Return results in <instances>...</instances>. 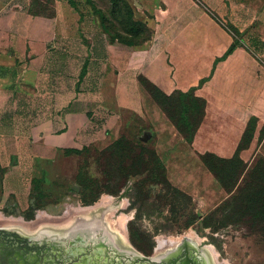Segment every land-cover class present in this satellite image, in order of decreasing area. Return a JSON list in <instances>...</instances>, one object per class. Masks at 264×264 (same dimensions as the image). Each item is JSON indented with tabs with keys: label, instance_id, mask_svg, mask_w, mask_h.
Masks as SVG:
<instances>
[{
	"label": "crops",
	"instance_id": "obj_1",
	"mask_svg": "<svg viewBox=\"0 0 264 264\" xmlns=\"http://www.w3.org/2000/svg\"><path fill=\"white\" fill-rule=\"evenodd\" d=\"M75 1L0 0L1 198L29 209L70 157L107 150L135 117L154 133L169 183L198 197L192 185L214 179L218 208L228 193L143 80L167 96L204 100L202 133L221 125L230 133L223 142L231 134L241 140L252 118L258 124L264 115V66L255 49L229 53L234 39L212 17H227L228 0H122L150 30L136 45L112 40ZM249 5L243 26L264 45V2ZM224 146L208 151L229 155Z\"/></svg>",
	"mask_w": 264,
	"mask_h": 264
},
{
	"label": "rangeland",
	"instance_id": "obj_2",
	"mask_svg": "<svg viewBox=\"0 0 264 264\" xmlns=\"http://www.w3.org/2000/svg\"><path fill=\"white\" fill-rule=\"evenodd\" d=\"M247 1L228 0L226 10H229L224 19L215 13L211 15L231 34L233 45L255 49L264 66V45L243 26L247 18L244 11L254 0ZM75 3L113 39L141 43L150 36L146 25L132 21L122 0ZM156 97L166 115L195 144L207 168L228 193L227 196L223 191L226 200L218 208L213 209L210 198L214 179L205 188L198 187L199 183L192 185V192L198 197L186 196L169 183L163 163L156 155L154 133L146 123L132 117L122 140L111 149L103 152L86 149L70 157L62 176L34 195L29 209L1 198L0 173V227L32 232L71 215L77 217L87 209L97 213L106 207L115 228L117 221L124 217L129 220L125 232L130 233L135 249L145 255L161 253L190 238L212 248L218 264H264V115L258 124L252 118L241 140L231 134L232 139L223 142L225 134H230L227 127L215 125V133H202L200 99L182 93L173 94L170 99ZM222 146L229 155L218 156L208 151L217 152ZM244 148L247 151L242 152L239 161L238 150Z\"/></svg>",
	"mask_w": 264,
	"mask_h": 264
},
{
	"label": "flooded vegetation",
	"instance_id": "obj_3",
	"mask_svg": "<svg viewBox=\"0 0 264 264\" xmlns=\"http://www.w3.org/2000/svg\"><path fill=\"white\" fill-rule=\"evenodd\" d=\"M109 211L71 215L32 232L0 227V264H211L204 246L190 238L145 255L130 233H119L118 221L112 226Z\"/></svg>",
	"mask_w": 264,
	"mask_h": 264
},
{
	"label": "trees",
	"instance_id": "obj_4",
	"mask_svg": "<svg viewBox=\"0 0 264 264\" xmlns=\"http://www.w3.org/2000/svg\"><path fill=\"white\" fill-rule=\"evenodd\" d=\"M124 2V1H123ZM125 4L127 5V7H128V9H129V11H130V13H131V19H132V21H133V12H132V9H131V7L125 2ZM150 37V36H149ZM148 37V38H149ZM148 38H146L145 40H147ZM112 40H118V41H120V42H122V43H126V44H130V45H136V44H140V43H129V42H126V41H122V40H120V39H113L112 38ZM144 40V41H145ZM144 41H142L141 43H143ZM238 47L236 46V45H232L231 46V48H230V50H229V53H233L236 49H237ZM143 83H144V85L146 86V88L148 89V91L150 92V94L152 95V97L156 100V102L158 103V104H160L159 103V101L157 100V97L156 96H159V95H162V96H164L165 98H171L172 96H167L166 94H164L160 89H158L156 86H154V85H152L151 83H149L148 81H146V80H143ZM191 95H193L192 93H190ZM182 95H188V94H182ZM194 96V95H193ZM195 97V96H194ZM197 99H200V98H198V97H196ZM202 102H203V109H202V111H203V115H204V112H205V102H204V100H202V99H200ZM161 106V105H160ZM170 117V116H169ZM171 118V117H170ZM176 127L179 129V131L185 136V138L189 141V142H191L189 139H188V137L185 135V133L183 132V130L181 129V127L179 126V125H176ZM123 138V137H122ZM122 138L120 139V140H118L114 145H112L110 148H108L107 150H109V149H111L112 147H114L115 145H117L121 140H122ZM245 149V148H244ZM243 150V149H242ZM240 152L241 151H239L238 150V156H236V158L239 160V161H242L241 160V157H240ZM157 155V154H156ZM158 157V156H157ZM218 160H222V161H224V162H226V161H229V160H225V159H223V158H221V157H218V156H215ZM159 158V157H158ZM160 159V158H159ZM161 160V159H160ZM202 160H203V157H202ZM204 161V160H203ZM162 162V161H161ZM205 162V161H204ZM163 163V162H162ZM205 165L208 167V165H207V163L205 162ZM163 168H164V172H165V176H166V169H165V166H164V164H163ZM209 169V168H208ZM210 171H211V169H209ZM167 178V177H166ZM223 188V187H222ZM178 190V189H177ZM178 191H180V190H178ZM181 192V191H180ZM182 193V192H181ZM184 194V193H183ZM184 195H186V194H184ZM187 196V195H186Z\"/></svg>",
	"mask_w": 264,
	"mask_h": 264
},
{
	"label": "bare ground",
	"instance_id": "obj_5",
	"mask_svg": "<svg viewBox=\"0 0 264 264\" xmlns=\"http://www.w3.org/2000/svg\"><path fill=\"white\" fill-rule=\"evenodd\" d=\"M108 203V202H107ZM106 203V204H107ZM108 206V205H107ZM122 220V219H121ZM120 220V222L118 223V226H120V228H118V231H119V233L121 234L122 233V231L123 232H125V229H126V225H127V223H128V219L126 218V217H124V220H122L121 221ZM8 223V222H7ZM11 224H13V222L11 223ZM117 224V223H116ZM4 225V224H3ZM6 225H8V224H6ZM14 225V224H13ZM12 226V225H11ZM117 226V225H116ZM125 234V233H124ZM123 236V235H122ZM162 246H164L163 244H162ZM161 246V247H162ZM204 252L206 253V255H207V257H208V259H209V261H210V263L211 264H218V261H217V258H216V255H215V253L212 251V248H209V247H204Z\"/></svg>",
	"mask_w": 264,
	"mask_h": 264
}]
</instances>
